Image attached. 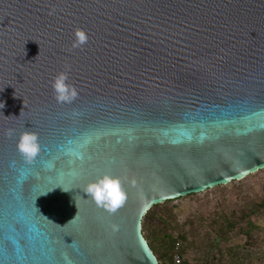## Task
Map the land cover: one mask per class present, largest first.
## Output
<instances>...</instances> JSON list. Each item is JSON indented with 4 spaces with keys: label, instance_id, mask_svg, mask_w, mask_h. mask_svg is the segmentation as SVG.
I'll list each match as a JSON object with an SVG mask.
<instances>
[{
    "label": "water",
    "instance_id": "1",
    "mask_svg": "<svg viewBox=\"0 0 264 264\" xmlns=\"http://www.w3.org/2000/svg\"><path fill=\"white\" fill-rule=\"evenodd\" d=\"M262 169L264 0H0V264H160L155 205ZM105 174L115 211L83 192Z\"/></svg>",
    "mask_w": 264,
    "mask_h": 264
},
{
    "label": "rangeland",
    "instance_id": "2",
    "mask_svg": "<svg viewBox=\"0 0 264 264\" xmlns=\"http://www.w3.org/2000/svg\"><path fill=\"white\" fill-rule=\"evenodd\" d=\"M263 203L264 169L243 180L153 207L143 233L158 249L155 238L163 232L166 222L168 231L184 232L181 251H184L185 259L190 264L200 260L207 263L213 256L214 259H222V252L227 247L225 243H229L232 235L219 239L216 233L220 228L225 229L228 222L234 223L235 228L230 231L234 235L232 243H238L240 232L249 233L244 242L254 249V255L248 264H264Z\"/></svg>",
    "mask_w": 264,
    "mask_h": 264
},
{
    "label": "clouds",
    "instance_id": "3",
    "mask_svg": "<svg viewBox=\"0 0 264 264\" xmlns=\"http://www.w3.org/2000/svg\"><path fill=\"white\" fill-rule=\"evenodd\" d=\"M87 39V34L82 29H76L72 47L83 46L87 43ZM51 86L58 103L71 104L78 96L75 86L68 82L67 71L57 73L51 82ZM13 134V130L9 129L7 135L12 136ZM16 148L26 162L32 163L41 151L38 134L31 130L21 132L17 138ZM83 192L91 197L97 205L109 211H115L126 199L120 179L107 174L95 182L89 183Z\"/></svg>",
    "mask_w": 264,
    "mask_h": 264
},
{
    "label": "trees",
    "instance_id": "4",
    "mask_svg": "<svg viewBox=\"0 0 264 264\" xmlns=\"http://www.w3.org/2000/svg\"><path fill=\"white\" fill-rule=\"evenodd\" d=\"M166 202H168V201H166ZM155 206H158V205H155ZM151 210L149 211V213L144 218V221H143V232L146 229V226L148 225L147 220L149 218V215H150ZM166 226H167V224L165 222L163 232L157 234V236L155 238V240L157 242V245H158V249H157L156 245H154V243L152 242V240L150 241V238H148L147 236H145L146 239L148 240L150 246L152 247L154 253L158 257V259L160 261V264H169L172 261V257H173V254H174L176 245L177 244H180L181 247H182V239H184V236H185L183 231H179V230H176L175 229V232H173V231L170 232V231L167 230ZM234 228H235L234 227V223H229L228 222L227 227L225 229H221L220 228V230L218 231V233H216V236L219 239L220 238L223 239L224 238V235L225 236H229L230 231L233 230ZM159 252H161V253H159ZM181 252H182V255L184 257L183 258V264H190L185 259L184 251L182 250Z\"/></svg>",
    "mask_w": 264,
    "mask_h": 264
},
{
    "label": "crops",
    "instance_id": "5",
    "mask_svg": "<svg viewBox=\"0 0 264 264\" xmlns=\"http://www.w3.org/2000/svg\"><path fill=\"white\" fill-rule=\"evenodd\" d=\"M248 234L240 232L238 243H232L234 241V235L230 232L229 236L231 237L232 235V239L229 240V243H225L227 247H225V250L222 252L221 260L214 259L213 256L207 263L204 260H200L195 264H248V262L251 261V257L254 255V249L245 243L249 237Z\"/></svg>",
    "mask_w": 264,
    "mask_h": 264
},
{
    "label": "built area",
    "instance_id": "6",
    "mask_svg": "<svg viewBox=\"0 0 264 264\" xmlns=\"http://www.w3.org/2000/svg\"><path fill=\"white\" fill-rule=\"evenodd\" d=\"M183 255L181 252V245L177 244L172 257V261L169 264H183Z\"/></svg>",
    "mask_w": 264,
    "mask_h": 264
}]
</instances>
